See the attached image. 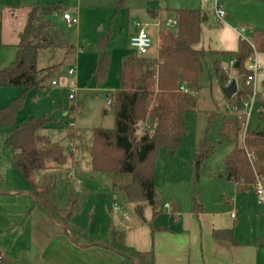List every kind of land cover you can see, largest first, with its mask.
<instances>
[{
  "label": "rangeland",
  "instance_id": "1",
  "mask_svg": "<svg viewBox=\"0 0 264 264\" xmlns=\"http://www.w3.org/2000/svg\"><path fill=\"white\" fill-rule=\"evenodd\" d=\"M53 3H61L65 12L78 21L69 23L63 18V14L54 15V22L66 34L67 43L42 50L39 67L41 73L45 74L43 85L29 89L3 86L0 89V108L24 95L23 107L17 115L18 123L32 117L55 116L57 120L54 125L41 131L50 134L53 141L62 143L73 153V158L68 163H79L78 167L68 171L75 182L62 179L66 169L54 177L50 185L52 199L60 205L73 208L72 217L84 225L83 231L96 237L109 239L112 230H121L126 224L136 225L142 221L138 213V202H132L125 190V182L128 178L135 177L134 175L100 171L95 172V180L89 179L91 176H88V170L92 168L89 131L94 127L112 128L115 125V112L109 101L120 84L121 61L125 54L133 51L130 46L131 36L145 27L153 39L147 55L157 57L160 32L169 28L176 30L175 26L167 23L169 18L176 17L174 9H200L208 14V20L203 23L201 39L195 44L198 48L207 49L200 75L201 88L197 91L198 104L186 114L187 132L179 148L175 152L165 147L158 150L155 189L162 203L158 205L161 211L154 214V207L146 201L142 206L151 231L149 236L163 259L168 260L166 253H170L176 262L179 251L165 250H182L185 238L189 239L188 247H191L195 239L181 235L173 227L168 229V226L175 223L178 215L183 216L185 213L182 212L185 211H193V216L196 217L194 194L200 203L204 197L209 198V209H219L228 215L234 212L236 219L244 220L246 236L264 232V202L258 200L253 186L238 193L239 198L232 200L231 204L222 202L218 206L214 196L216 193L224 194L223 201L234 196L221 175L226 173L225 157L237 139L224 136L222 132L225 118H238V114L231 108L234 104L229 102L223 91L224 86L217 77L214 62L222 59L224 49L238 46L240 36L234 28L245 27L243 37L251 40L253 31L264 29V0H1V67L16 58V43L26 23L29 8L37 4ZM217 7L225 10L226 23L216 18ZM152 10L157 11V14L153 15ZM105 39L107 47L102 48L101 44ZM103 51L110 53L111 60L106 79L98 83L92 72ZM255 52L262 66L256 72L253 84H247L241 72L232 67L227 83L231 78V82L237 81L238 89L250 88L251 94L254 89L256 101L252 106L250 123L253 128L264 130V51H258L253 46L250 55L255 56ZM230 60H220L224 71ZM248 60L245 68L249 65ZM71 68L73 73L69 72ZM245 72L247 76L251 73L247 69ZM54 80L56 83H53ZM71 94L73 98L70 97ZM70 105H76L79 109L74 115H65L63 108ZM144 127V123H141L139 136L144 133ZM79 129L86 130L81 139L68 136V131L78 133ZM12 130V126L0 125V185L24 188L29 186L28 180L13 166V151L6 146V138ZM201 142L207 147L213 146V150L202 162L200 178L194 186L190 163ZM85 180L91 182L84 184ZM86 185L90 186L85 189ZM78 188H81V192ZM175 199L181 202L179 213L170 205ZM166 202H169V206H165ZM115 205L118 206L117 209Z\"/></svg>",
  "mask_w": 264,
  "mask_h": 264
},
{
  "label": "trees",
  "instance_id": "2",
  "mask_svg": "<svg viewBox=\"0 0 264 264\" xmlns=\"http://www.w3.org/2000/svg\"><path fill=\"white\" fill-rule=\"evenodd\" d=\"M1 5V0H0ZM65 12L61 3L34 5L29 8L27 20L20 31L16 44V58L8 65L0 64V89L3 86L38 88L43 85L45 74L41 73L39 59L42 50L67 43L66 34L54 22V15ZM178 24L174 29L162 30L157 57L138 55L131 51L124 55L119 70L120 84L112 93L110 104L115 112L112 128L94 127L89 131L91 167L96 172L139 174L146 202L153 205L154 214L160 202L155 189V168L160 147L176 151L187 132L186 114L198 104L197 91L201 88L200 75L207 49L195 46L201 39L202 25L208 14L200 9L177 8ZM252 42L258 51H264V29L253 31ZM2 42L0 41V45ZM253 52L250 41L240 38L238 48L223 50L225 59H236L246 82L245 62ZM111 56L103 51L97 60L92 76L100 83L108 74ZM217 77L223 86L228 81V73L220 60L214 62ZM250 88L239 89L229 102L242 107L251 94ZM24 95L0 108V125L12 126L6 138V146L12 149V163L28 180L34 194V204L40 206L56 222L65 225L72 239L82 244H99L111 248L123 256L120 264H156L153 250L141 251L125 243L121 232L115 230L111 238L95 237L72 223L73 208L62 209L51 199L52 175L39 178V171L60 168L73 153L62 143L53 141L42 132L55 123V116L32 117L22 123L17 115L23 107ZM154 103V105H151ZM264 106V101H263ZM79 108L70 105L63 108L68 115H74ZM264 115V112H263ZM141 123L144 133L138 135ZM243 120L225 118L223 135L236 137V143L225 157L228 179L247 186L256 182L257 175L264 176V130L249 125L245 137ZM80 130V129H79ZM86 130L68 131V136L81 139ZM213 150L200 143L191 166L193 181L200 178V170L205 157ZM248 152L254 155L249 159ZM143 202H140L141 205ZM197 208L200 204L196 203ZM141 213V211H140ZM214 235L240 243L241 239L233 229H216Z\"/></svg>",
  "mask_w": 264,
  "mask_h": 264
},
{
  "label": "crops",
  "instance_id": "3",
  "mask_svg": "<svg viewBox=\"0 0 264 264\" xmlns=\"http://www.w3.org/2000/svg\"><path fill=\"white\" fill-rule=\"evenodd\" d=\"M152 14L156 15L157 11L152 10ZM222 22L226 23V18L225 21ZM234 30L240 36L238 29L234 28ZM160 37L161 36H159V47ZM239 41L237 45H239ZM237 48L238 46H236V48L224 50H235ZM218 60L226 61L227 59L222 55V59ZM63 111L65 115H68V110ZM53 125L54 124H52V126ZM77 160L79 161V158ZM78 165L79 163L73 164L72 162H69L60 168H47L39 171V178L42 179L45 174H50L52 175L53 180L54 177L58 176L60 171L66 169L62 174V179L64 181L71 180V182H75L72 175H68V171L78 167ZM88 171L90 174L88 176H91L89 179L91 178L92 180H95L96 171H93L92 168ZM221 176L224 178L223 180L226 185L228 184L227 186L229 190L234 192V196L231 198H225L223 201L224 194L216 193L214 196L216 204H219L218 206H221L222 202L231 204L232 200L236 201V199L239 198L238 193L249 190L251 186L254 187L256 192L254 183L247 186L239 185L237 182L228 179L227 171ZM133 178L127 179L125 182V188L133 181ZM89 182H91V180L88 182L85 180L84 184H88ZM28 185L29 186H25L24 188L0 185V252L4 253V259L1 264L121 263L123 256L111 248L99 244H82L75 242L69 233V229L67 231L65 225L54 221L46 211L40 206L34 204L32 187L29 182ZM87 186L90 185H86L85 189H87ZM111 190H113V187ZM79 192H81V188L79 189ZM156 194L160 200L157 192ZM194 199L196 209L194 212L197 214L196 217L193 216V211H185L182 212L183 214L185 213L183 216L180 214L179 217L178 215L175 223H170L168 226V229L173 227L174 230L181 233V235L188 238L194 237L195 239V241L193 240L191 243V247H188L189 239L185 238L186 241H184L182 250H165L179 251L176 262L173 261L170 253H166L169 257L168 260L163 259L162 254H159L157 251L156 245L154 248V243L149 236L151 231L147 225L148 219L143 214L142 206L144 202L141 205L137 203L138 213L142 219L140 223H137L136 225L126 224L122 227L123 229H114L112 232L115 230L121 232L125 243L137 250H153L156 264H264V232H258L246 236L244 220L236 219L234 212H231L230 215H228L225 214L226 212H221L219 209H209L208 205H210V200L207 197L203 198L202 203L198 202L195 194ZM52 201L62 209L68 208V206L58 204L53 199ZM197 202L200 204L198 208L196 206ZM167 203L169 204V202H166L165 206ZM160 204L162 203L159 202L158 205ZM170 205L174 206L179 213L181 207V202L179 200L175 199V202L173 201ZM151 206L153 207V205ZM154 210L155 209H153V213ZM156 211H161L158 206ZM78 221L74 216L72 217V223L74 225L84 228V225ZM216 229H233L234 233L241 239V242L235 243L229 239L216 237L214 235V230ZM188 251H195V253L188 254Z\"/></svg>",
  "mask_w": 264,
  "mask_h": 264
},
{
  "label": "built area",
  "instance_id": "4",
  "mask_svg": "<svg viewBox=\"0 0 264 264\" xmlns=\"http://www.w3.org/2000/svg\"><path fill=\"white\" fill-rule=\"evenodd\" d=\"M215 14H216V17L218 20L225 21L226 12L223 8L217 7L215 10ZM63 18L66 21H68L69 23H76L78 21L77 18L72 17L71 14L68 12L63 13ZM167 23L171 26H176L178 24V17L176 16L174 18H169ZM245 31H246L245 27H241L240 29H238V32H239L241 37H243V33ZM243 38L246 39L245 37H243ZM247 40L250 41L252 43V45L254 46L251 39H247ZM152 45H153V39L151 38L149 33L146 31L145 27H142L137 34L131 36V38H130V46H131L132 50L134 52H136L138 55H147V53H148L149 49L152 47ZM248 59H249L248 60L249 65H248V67L246 66V69L248 71H250L251 73L247 76L246 83L247 84H253L255 74L261 68L262 65L257 58V53L255 56H253V54L250 55V57ZM236 63H237L236 59H231L229 61V66L225 67V71L229 74L231 67L236 69ZM69 72L73 73V69L71 68L69 70ZM53 83H56V81L54 80ZM230 83H231V78L229 79V82L227 83V85H229ZM255 96H256V94H255V91L253 89V92L250 95V97L247 98L246 100H244L242 107H238V105H232L231 106L232 110L235 113H237L239 115V117L243 120V123H242L243 138L245 137V134H246V131H247L249 125H251L250 116H251L252 106L254 105V103L256 101ZM70 97L73 98L74 97L73 94H71ZM263 101H264V95H263ZM71 144L73 145V142ZM248 156H249V159L253 162L254 161V155L251 152H248ZM254 185H255L259 200L264 201V176L257 175L256 182L254 183ZM166 206H169V204L167 203ZM115 208L117 209L118 206L115 205ZM3 259H4V253L0 252V264L3 261Z\"/></svg>",
  "mask_w": 264,
  "mask_h": 264
},
{
  "label": "water",
  "instance_id": "5",
  "mask_svg": "<svg viewBox=\"0 0 264 264\" xmlns=\"http://www.w3.org/2000/svg\"><path fill=\"white\" fill-rule=\"evenodd\" d=\"M101 47L102 48L107 47L106 39L101 44ZM239 65L240 63L239 61H237L236 67H239ZM238 90H239L238 83L236 80H233L229 85H226L223 87V91L228 98H231L232 96H234L238 92ZM125 190L128 193L129 199L132 202L140 203V202L146 201L144 189L141 185L139 174L135 175V177L133 178V181L125 188Z\"/></svg>",
  "mask_w": 264,
  "mask_h": 264
}]
</instances>
